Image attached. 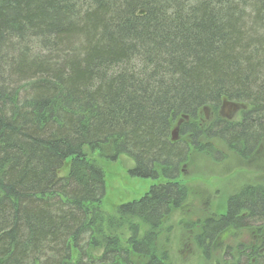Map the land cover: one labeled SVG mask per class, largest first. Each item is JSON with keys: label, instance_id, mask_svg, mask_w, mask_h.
Returning a JSON list of instances; mask_svg holds the SVG:
<instances>
[{"label": "trees", "instance_id": "16d2710c", "mask_svg": "<svg viewBox=\"0 0 264 264\" xmlns=\"http://www.w3.org/2000/svg\"><path fill=\"white\" fill-rule=\"evenodd\" d=\"M224 104L239 121L201 128L198 113ZM177 119L208 155L199 139L247 157L264 138V0H0V264H131L121 229L164 264L153 230L187 195ZM120 157L130 177L165 183L111 215L99 159ZM135 220L151 230L142 240ZM260 220L264 190L246 187L196 245L208 259L221 232ZM250 255L233 264H264Z\"/></svg>", "mask_w": 264, "mask_h": 264}, {"label": "rangeland", "instance_id": "374dc122", "mask_svg": "<svg viewBox=\"0 0 264 264\" xmlns=\"http://www.w3.org/2000/svg\"><path fill=\"white\" fill-rule=\"evenodd\" d=\"M238 109L224 104L215 111H200L197 123L202 124L203 128L218 117L231 122L239 121L241 110ZM178 120L171 121L170 139L182 140L190 145L188 136L180 135L181 121ZM198 144L210 147L214 154L208 155L189 146L187 161L180 167L176 181L186 188L187 195L184 202L177 209L172 208L160 226L153 230L156 236L152 246L154 256L164 264H233L241 252L249 256L256 251L259 260L264 263V220H260V223L251 222L240 229L230 227L221 232L208 247V259L201 254L195 242V237L202 233V226L207 219L226 214L230 197L249 186L264 190V138L255 144L247 157L220 140L199 139ZM93 156L99 157V153ZM99 163L104 171L101 209L111 215L115 207L139 201L152 186L165 183L161 178L150 180L130 177L127 173L133 163L125 157L118 158L114 163L99 159ZM67 166L68 162L59 171V176L66 174ZM135 222L140 226L139 240H142L151 230L140 221ZM116 234L121 247L129 251L131 264H146L147 258L135 255L127 246V231L121 229Z\"/></svg>", "mask_w": 264, "mask_h": 264}, {"label": "flooded vegetation", "instance_id": "af4514ba", "mask_svg": "<svg viewBox=\"0 0 264 264\" xmlns=\"http://www.w3.org/2000/svg\"><path fill=\"white\" fill-rule=\"evenodd\" d=\"M249 188H256V187H251V186H249ZM224 216V215H223ZM256 252V251H255ZM242 253V252H241ZM240 253V254H241ZM252 253H254V251L252 252ZM258 254V253H257ZM243 255V254H242ZM238 258V257H237ZM237 258H235V259H237Z\"/></svg>", "mask_w": 264, "mask_h": 264}, {"label": "water", "instance_id": "95a60500", "mask_svg": "<svg viewBox=\"0 0 264 264\" xmlns=\"http://www.w3.org/2000/svg\"><path fill=\"white\" fill-rule=\"evenodd\" d=\"M176 140V139H175ZM173 141H174V139H173Z\"/></svg>", "mask_w": 264, "mask_h": 264}]
</instances>
